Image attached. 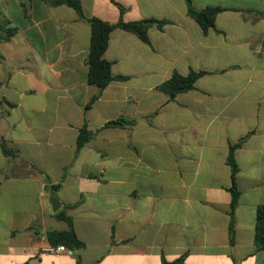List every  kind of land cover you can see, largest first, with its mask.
I'll return each mask as SVG.
<instances>
[{"label":"crops","instance_id":"obj_1","mask_svg":"<svg viewBox=\"0 0 264 264\" xmlns=\"http://www.w3.org/2000/svg\"><path fill=\"white\" fill-rule=\"evenodd\" d=\"M80 1L89 19L169 23L149 43L114 30L104 59L129 80L100 89L91 27L73 8L0 0V264H264V0H192L223 9L207 33L185 0ZM2 27L16 31L2 40ZM192 71L206 73L194 90L158 89ZM120 118L135 122L107 126ZM244 138L232 218L228 159ZM52 198L73 206L83 250L54 251L48 233L68 227Z\"/></svg>","mask_w":264,"mask_h":264},{"label":"trees","instance_id":"obj_2","mask_svg":"<svg viewBox=\"0 0 264 264\" xmlns=\"http://www.w3.org/2000/svg\"><path fill=\"white\" fill-rule=\"evenodd\" d=\"M51 6H68L73 8L79 15V17L86 21L91 27V47L87 59V65L89 69L88 73V83L97 86L100 89H105L113 81H127L128 77H115L112 75V64L104 59V54L108 49V44L110 41L111 33L116 29H121L128 31L137 35L144 42L149 43L148 32L153 26H157L163 29L168 21L159 20H141L133 22L119 21L116 24H111L102 21L98 18H86L83 13L82 4L80 0H45ZM188 6V15L200 24L203 31L207 33L210 29H215L216 18L223 11L221 8H206L203 10L196 9L192 0H185ZM122 11L123 8L121 9ZM5 32V36L2 40L10 39L16 29L2 27ZM205 72L196 73L192 71L187 76H182L175 72L172 77L158 86V89L168 93L171 98H175L178 94L187 93L194 90L197 80L204 76ZM88 105L90 108L94 101ZM134 120H126L125 118H120L116 121H112L107 124V126H119L125 127L134 124ZM92 133L88 130L87 123L81 129L80 136L78 139V149H82L91 139ZM247 138L242 139L237 145L231 147L230 156L228 159V164L232 169V182L233 187L231 189L232 193V205H231V216L234 217L235 210L238 206L239 192L236 188V176L238 173V167L234 160V151L241 147ZM4 155L8 157H15L16 152L9 148L6 141L1 144ZM57 189V188H55ZM54 189V190H55ZM73 208V206H66L64 209L58 211L55 214L57 220L65 222L67 224V230L64 231H50L48 233V239L52 246H64L70 251L79 252L83 250L86 245L78 238L73 218L67 214V210ZM230 236L231 242L234 241V223L232 221L230 225ZM256 244L259 248L264 249V205H261L257 210V222H256Z\"/></svg>","mask_w":264,"mask_h":264},{"label":"water","instance_id":"obj_3","mask_svg":"<svg viewBox=\"0 0 264 264\" xmlns=\"http://www.w3.org/2000/svg\"><path fill=\"white\" fill-rule=\"evenodd\" d=\"M51 205H52V208H53V211L55 213H57L59 210H60V207H61V204L60 202L58 201V199L56 198H52L51 201H50Z\"/></svg>","mask_w":264,"mask_h":264},{"label":"built area","instance_id":"obj_4","mask_svg":"<svg viewBox=\"0 0 264 264\" xmlns=\"http://www.w3.org/2000/svg\"><path fill=\"white\" fill-rule=\"evenodd\" d=\"M54 251L58 254H64L68 252V249L64 246H58Z\"/></svg>","mask_w":264,"mask_h":264}]
</instances>
